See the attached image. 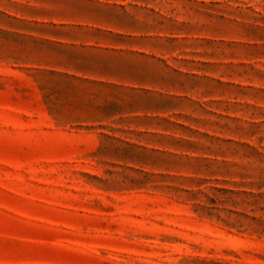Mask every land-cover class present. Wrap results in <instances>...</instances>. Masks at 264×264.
I'll list each match as a JSON object with an SVG mask.
<instances>
[{"label": "rangeland", "instance_id": "obj_1", "mask_svg": "<svg viewBox=\"0 0 264 264\" xmlns=\"http://www.w3.org/2000/svg\"><path fill=\"white\" fill-rule=\"evenodd\" d=\"M0 264H264V0H0Z\"/></svg>", "mask_w": 264, "mask_h": 264}, {"label": "crops", "instance_id": "obj_2", "mask_svg": "<svg viewBox=\"0 0 264 264\" xmlns=\"http://www.w3.org/2000/svg\"><path fill=\"white\" fill-rule=\"evenodd\" d=\"M122 37L120 35H114L113 37ZM85 47L83 46V49ZM84 61H89L88 58H86L83 54H79L78 56V63H77V68L71 69L72 71L78 72V73H87L89 71V68L83 64ZM94 61V60H93Z\"/></svg>", "mask_w": 264, "mask_h": 264}]
</instances>
